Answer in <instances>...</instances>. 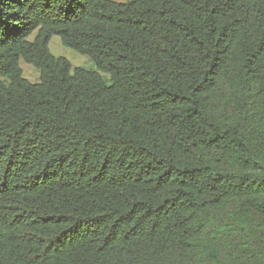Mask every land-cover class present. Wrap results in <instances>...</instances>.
<instances>
[{
	"label": "trees",
	"instance_id": "obj_1",
	"mask_svg": "<svg viewBox=\"0 0 264 264\" xmlns=\"http://www.w3.org/2000/svg\"><path fill=\"white\" fill-rule=\"evenodd\" d=\"M0 264H264V0H0Z\"/></svg>",
	"mask_w": 264,
	"mask_h": 264
},
{
	"label": "rangeland",
	"instance_id": "obj_2",
	"mask_svg": "<svg viewBox=\"0 0 264 264\" xmlns=\"http://www.w3.org/2000/svg\"><path fill=\"white\" fill-rule=\"evenodd\" d=\"M118 1H127V0H118ZM49 47L51 53H53L55 56H64L67 59H69L73 68L84 67L90 69L95 67L92 60L88 56L78 51L76 52L75 50L65 46L62 43L61 37L57 34L51 39ZM20 65L22 67L24 76L29 81L35 83L40 79V74L38 69H36V67L34 68L32 65L26 63L23 59L20 61ZM105 76L107 78L109 77L107 74H105Z\"/></svg>",
	"mask_w": 264,
	"mask_h": 264
}]
</instances>
